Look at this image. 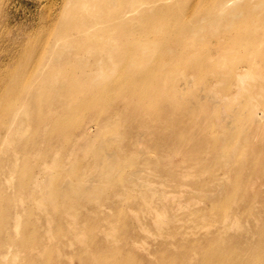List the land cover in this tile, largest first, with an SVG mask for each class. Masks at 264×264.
Here are the masks:
<instances>
[{
	"label": "bare ground",
	"instance_id": "6f19581e",
	"mask_svg": "<svg viewBox=\"0 0 264 264\" xmlns=\"http://www.w3.org/2000/svg\"><path fill=\"white\" fill-rule=\"evenodd\" d=\"M17 1L0 0V47L5 39L26 42L20 58L7 57L12 66L0 63V264H144L137 261L140 248L152 257L149 264L198 261L197 243L186 250L173 231L178 219L188 225L206 220L208 212L197 206L223 194L229 174L217 190L206 192L198 187L202 180H194V158L186 157L182 166L190 168L175 164L178 172L171 179L169 166L157 162L201 149L205 139L179 129L167 139L160 135L161 120L178 122L183 105L174 101L190 99L202 125L218 127L224 144H231L226 136L232 132L225 128L235 127L233 114L220 105V115L209 122L201 101L184 98L191 84L202 85L196 76L207 67L208 58L197 57L195 43L205 38L208 25L219 33L227 12L243 17L238 8L243 0H217L216 8L196 21L183 15L179 0H25L35 12L22 21L14 13ZM215 11L221 17L209 22ZM247 35L235 37L240 49ZM236 75L241 88L254 78L246 68ZM182 81L184 89H176ZM223 81L209 91L213 114L230 99L217 101ZM249 103V122L260 129L259 100ZM167 108L171 114L164 118ZM247 130L245 124L242 131ZM257 140L242 156L234 194L236 205L250 199L255 224L262 219L257 191L264 187L257 181L264 173L257 146L264 151V140ZM235 151L219 160L233 165ZM197 164L203 166L201 159ZM169 185L180 196L168 191ZM160 241L165 248L153 254ZM178 249L184 250L179 258Z\"/></svg>",
	"mask_w": 264,
	"mask_h": 264
},
{
	"label": "rangeland",
	"instance_id": "374dc122",
	"mask_svg": "<svg viewBox=\"0 0 264 264\" xmlns=\"http://www.w3.org/2000/svg\"><path fill=\"white\" fill-rule=\"evenodd\" d=\"M179 3L181 8L185 9L183 15L195 21L210 14V10L216 8L218 5L217 0H179ZM32 5L33 4L25 0H18L17 8L14 9V13L16 14L17 12L18 14L16 18L23 21L25 17H28V19L32 17H29V15H31L30 12H35V8ZM238 5L239 7H237L239 10H243L241 12L244 15L243 17L240 15L237 19H233V15L237 14L232 13L229 15V12H227V19L225 18L226 20L218 25L219 33L216 32L217 29L214 25H208L205 29V38L201 37L198 39L195 43V47L194 44H192L196 49L197 57L208 58L207 67L202 71L203 73L196 76L197 83L202 85L194 86L195 82L193 85L191 84L186 90V95L189 97L184 98L189 99L191 95L194 100L201 101L205 111L208 112L209 122H211V119L215 118L216 115H220V105L226 108L229 114H233L235 118H233L232 123L235 127L225 128L227 131L232 132V134L226 136L229 138L231 144H224V138L218 127H212L211 123H208V127L202 125L203 121L201 120L199 109H196L193 101L190 99L181 102L174 101L175 104L178 103L183 105L180 106L181 114L179 115L178 122L169 121L166 122V124L165 121L162 122L160 118L163 128V130L160 131V135L162 136V134H164L167 139L173 138L174 129H179L189 137L192 136V139H196L198 134L205 139L204 146H202L201 149L199 147H192L188 151L177 156L166 155L164 158H161L160 162H157L166 170V167L169 166V175L171 179H174L173 172L176 171L175 164H177L178 166L176 167H180L181 170L188 169L191 166L194 180L197 182L202 180L198 187H204L203 189L208 192L209 190H217L218 187H215L218 186L217 183L220 182L226 174H229V186L224 190V193L218 195L212 201H207L204 198L206 204L197 206V208L199 207V209L202 210V213L208 212V214H205L208 215L206 220H202L201 217L196 218L194 215L193 217L195 219L201 220L196 222L195 225L194 223L188 225L186 222V224H183L184 220L181 218L178 219V221H181L179 223V228L173 231L176 233V241H182L181 244L184 249H190L191 251L193 246L190 245L194 243L195 245L197 243L201 249V256L198 258V261L193 259L195 261H193L192 264H264V187H259L257 191L259 196L258 201L262 206L259 209L262 216L259 224H255L252 216L249 214V211L252 209L249 198H247L248 202L239 203V205H236L234 201L236 199L234 195L236 189L235 183L239 180L238 177L241 175L238 167L241 166L243 170L242 156L245 150L252 148L251 144L255 138L258 139V142L264 140V126L259 129L257 126L252 125L249 122L248 116V113L252 111L251 106L253 108V104L250 105L249 99H251L253 103L259 100L258 111L263 117L262 122H264V0H243ZM221 14L222 12L215 11L212 17L208 16L210 19L208 21L213 22L215 19L221 17ZM232 21L235 22L232 23ZM227 22L229 24H227ZM22 29H27V26H22ZM242 33L248 34L247 37H245L247 40L244 45L245 49H240L239 45L234 43L235 37ZM24 43L26 42H24V39L21 37L16 41L5 39L3 46L0 47V51L3 48V55H1L0 52V63L8 65L11 60L7 57H19ZM184 43L186 44L185 52H187L188 40ZM8 66H12V64ZM245 68L254 74V78H248L243 88H241L237 82L236 74L244 71ZM222 79L224 80L223 85L219 86L218 84L220 98H218L217 101L220 102L224 100L223 97H225V99L226 97L230 99L222 101L219 106H217L216 113L213 114L214 105L212 99H210L209 91L215 83ZM179 83L180 84L175 85V88L178 90L184 89L186 84H184L183 81ZM261 93L263 96L260 99L257 95ZM162 94L163 93L160 94V99L163 98ZM254 97L257 98L255 99ZM166 106L168 107V104ZM189 109L191 112H188ZM170 114L171 111L167 108L163 116L166 118ZM229 123L230 119H228L226 126H228ZM178 124L182 126L179 127ZM245 124H248V130L243 132L242 128ZM239 126L242 127L239 129ZM238 142L240 144H238ZM257 148V155H259L257 161L259 160L261 162L260 164L264 167V151L261 152L260 144ZM233 149L236 150L235 152L238 154V158H236L237 161L235 159L233 165L227 167L219 159L222 154L227 152L231 153ZM190 151H192L193 154L188 156L187 154ZM186 157L194 158L189 167L182 166V164L184 165ZM199 159H201L203 165L200 168L198 164L196 165ZM253 160L254 156L249 154L248 168L250 169L252 168ZM155 163L156 160L153 157L152 164ZM248 172L250 171H247V173ZM260 176L261 179H257V181L259 184H262L264 183V173L261 172ZM178 180L181 182L180 177H178ZM241 182H243V179H241ZM171 186L172 185H169L167 190L172 193L173 190H175L180 196L181 191L179 192ZM179 196L176 200L179 199ZM224 200L225 202H223ZM221 209L224 211V215L221 216L222 218H219L216 216V212ZM238 218L241 225H233L234 219ZM136 230L139 232L138 229ZM139 235L142 239L148 238L144 233L139 232ZM150 239L154 238L152 237ZM160 243H162V241L153 246V254L160 252V246L164 247V245H160ZM137 250V253H139L137 261L139 263L143 262L144 264H149V261L153 260L146 251H143L141 248ZM183 251L182 249L175 250L178 258ZM190 251H188V253ZM189 262L187 263L189 264Z\"/></svg>",
	"mask_w": 264,
	"mask_h": 264
}]
</instances>
